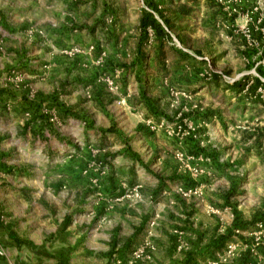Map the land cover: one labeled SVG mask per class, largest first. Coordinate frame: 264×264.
<instances>
[{
  "label": "rangeland",
  "instance_id": "374dc122",
  "mask_svg": "<svg viewBox=\"0 0 264 264\" xmlns=\"http://www.w3.org/2000/svg\"><path fill=\"white\" fill-rule=\"evenodd\" d=\"M11 1L28 13L2 86L54 141L0 186V264L21 263L7 228L46 212L96 239L84 264H264V222L205 202L187 168L264 151V0Z\"/></svg>",
  "mask_w": 264,
  "mask_h": 264
},
{
  "label": "crops",
  "instance_id": "0c3cea01",
  "mask_svg": "<svg viewBox=\"0 0 264 264\" xmlns=\"http://www.w3.org/2000/svg\"><path fill=\"white\" fill-rule=\"evenodd\" d=\"M3 2L4 6L0 5V186H16L20 175L25 173L19 160L27 158L31 148L29 144L53 143L54 132L49 124L29 123L20 98H12L2 86V76L19 52L15 46L3 39L5 30L12 29L13 19L23 22L17 15L24 16L28 13L27 8L12 7L11 0ZM10 16L14 18L11 20ZM20 51L21 54L25 53V49ZM48 127H51V130ZM243 147H246L245 144ZM43 148L40 147V152ZM194 154L190 158L187 157L189 164L187 168L202 176L200 189L207 199L205 202L208 201L217 207H231L244 222L252 223L258 220L264 222V151L254 153L251 150L247 152L243 150L237 152L231 159L225 152L218 155H204L198 152ZM24 219L27 223H25L27 235L24 236L20 230L16 231V228H13L12 232L11 227L7 228L8 236H11L6 237L7 243L21 261L12 262L13 264H84L81 258L93 255L97 249L96 239L72 237L71 233L75 230L68 225L67 218L55 217L46 212L45 215L38 216L36 222L30 217ZM15 221L23 224L24 220L17 217L13 222ZM115 222L118 223L117 218ZM34 223L37 224L36 231L32 230ZM12 236L16 240L28 238L33 243L30 245L27 242L28 248L21 242L16 243ZM103 237L107 244L108 234L104 233ZM86 260L85 264H90Z\"/></svg>",
  "mask_w": 264,
  "mask_h": 264
},
{
  "label": "trees",
  "instance_id": "16d2710c",
  "mask_svg": "<svg viewBox=\"0 0 264 264\" xmlns=\"http://www.w3.org/2000/svg\"><path fill=\"white\" fill-rule=\"evenodd\" d=\"M150 25V24H154V19L151 18L150 16H146V18H144L143 20V25ZM13 237V236H12ZM14 238V237H13ZM18 241V240H17Z\"/></svg>",
  "mask_w": 264,
  "mask_h": 264
},
{
  "label": "built area",
  "instance_id": "2783aa9c",
  "mask_svg": "<svg viewBox=\"0 0 264 264\" xmlns=\"http://www.w3.org/2000/svg\"><path fill=\"white\" fill-rule=\"evenodd\" d=\"M0 254L3 255V252H2L1 249H0ZM141 256H144V255L142 254V252H139V253L136 254V257H137V258H139V257H141Z\"/></svg>",
  "mask_w": 264,
  "mask_h": 264
}]
</instances>
